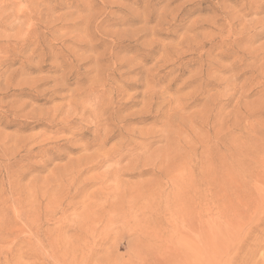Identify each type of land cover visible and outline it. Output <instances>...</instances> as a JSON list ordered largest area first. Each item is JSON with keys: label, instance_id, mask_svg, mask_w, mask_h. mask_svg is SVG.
<instances>
[{"label": "rangeland", "instance_id": "374dc122", "mask_svg": "<svg viewBox=\"0 0 264 264\" xmlns=\"http://www.w3.org/2000/svg\"><path fill=\"white\" fill-rule=\"evenodd\" d=\"M0 264H264V0H0Z\"/></svg>", "mask_w": 264, "mask_h": 264}]
</instances>
